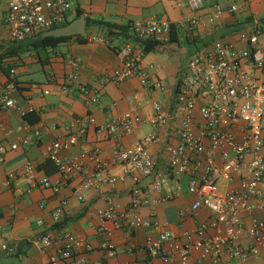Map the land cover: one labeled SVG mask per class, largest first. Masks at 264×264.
<instances>
[{"label":"built area","instance_id":"obj_1","mask_svg":"<svg viewBox=\"0 0 264 264\" xmlns=\"http://www.w3.org/2000/svg\"><path fill=\"white\" fill-rule=\"evenodd\" d=\"M1 1V0H0ZM8 7L5 23L10 38L21 41L48 29L62 26L71 20L75 0H5ZM180 7L188 6L183 18L177 22L152 16L132 21L128 31L115 29L117 33L128 34L132 41L124 40L116 47L120 65L109 75L115 83L137 77L145 87L163 90L161 80H150L142 67L144 45L154 41L158 45L172 40L173 28H182L187 38L194 39L198 29L204 23L215 22L226 13L237 10L236 5L229 9L219 2L206 3V0H177ZM112 33L98 34L89 32L84 35L89 42L111 43ZM71 63L78 67L79 60ZM17 71L10 70L3 91L0 93V116L4 111L21 109L14 96L17 89ZM79 72L73 71L64 76L63 91H69L74 84L89 104L102 94L101 89H92L79 82ZM48 93L49 91H45ZM142 121L138 109H132L123 115L114 117L103 124H97L96 118H85L67 125L65 139H56L48 146V158L65 175L66 179L83 176L82 182L75 188L74 194L83 198L84 192L99 184H115L119 180L131 177L135 182L153 176L152 188L161 190L171 176L180 174L189 176L188 191L195 197L193 203L180 211L181 220L193 216L206 207L210 217L201 221L195 229L185 230L181 236L161 230L158 220H145L139 210L144 205L156 201H166L180 195L181 185L176 181L173 189L160 199H153L136 186L131 195L129 208L119 211L112 197H108V207L100 208L97 214L102 220H112L119 226L130 228L146 225L156 234H149L145 248L151 257H158L167 264H189L193 252L197 253L195 264H232L236 260H256L248 264H264V25L259 23L238 32L236 41L218 38L206 47L191 54L186 68L180 76L176 88L173 107L167 111L159 101L153 103V113L149 123L154 129L175 124L177 143L170 139L165 143L169 154L168 174L158 171V161L149 146L162 141L155 130L142 136L134 145H118L114 154L106 158L98 147L83 148L82 151L65 160L62 152L79 143L88 131V125L96 124L98 131L106 136L120 140L132 133ZM42 136L36 129L23 136L19 142L0 144V153L21 145L36 142ZM92 163L89 166L88 163ZM123 165L121 175H114L110 167ZM91 168V169H90ZM17 172L8 174L15 178ZM22 176L31 185L39 183L43 187L59 192L61 183L53 182L49 177L38 180L36 167L29 161L24 165ZM225 182L227 188L220 189ZM67 199L54 210V219L60 222L64 215ZM43 224V219L38 220ZM7 224H0L4 232ZM104 235L101 243L107 255L114 254L110 233L99 227ZM247 241H244V237ZM41 248L46 251L56 246L57 250L46 264H93L85 252L79 248L86 246L81 237L75 238L66 232L59 237L51 233L43 234L39 239ZM7 254L15 249L7 241L1 243ZM95 264H105L99 261ZM152 264V263H149Z\"/></svg>","mask_w":264,"mask_h":264},{"label":"crops","instance_id":"obj_2","mask_svg":"<svg viewBox=\"0 0 264 264\" xmlns=\"http://www.w3.org/2000/svg\"><path fill=\"white\" fill-rule=\"evenodd\" d=\"M211 2L221 3L225 9L236 5L237 10L226 13L215 22L201 25L194 39L187 38L183 29L177 28L175 39L167 44L157 45L152 51L144 52L142 67L150 80L158 79L163 82V90L154 91L145 87L137 77L120 83L110 80V73L120 65L116 47L126 38L130 41L132 38L125 33L111 32L110 28L102 23L89 26L86 24L85 34L93 31L108 34L110 31V44L87 40L79 42L76 38H70L46 48L28 47L19 56L9 59L16 64L18 85L14 96L21 109L4 111L0 116V144L19 142L23 136L36 129L41 131L42 136L34 143L9 150L5 155L0 153V224L9 225L4 232H0V245L7 241L15 249V252L9 255L0 246V264H46L56 253L57 247L44 251L38 239L45 233L59 237L66 232L85 241L86 246L83 245L79 250L81 253L85 252L93 264L99 261H104L105 264H167L158 257H151L145 248L148 235L156 234L152 227L141 225L130 228L125 224L119 226L112 220H102L97 214L98 209L108 207V197H112L119 211L127 210L136 186L153 199H160L173 189L176 181H179L180 195L170 200L144 205L139 210L145 220H158L162 223L163 231L181 236L185 230L195 229L201 221L210 217V210L202 207L195 215L181 220L180 211L189 207L195 199L188 191L189 176L186 174L171 176L159 191L151 189L153 176L143 178L139 182L126 177L115 184L99 183L87 189L83 198H79L74 194V190L84 177L66 179L58 166L48 158L47 152L52 141L67 137V125L71 122L92 115L97 124H103L129 110L138 109L142 121L132 133L117 140L98 131L96 124H90L86 136L70 149L63 151L62 157L69 160L83 148L98 147L104 157L110 158L118 145L130 147L145 134L157 130L162 141L151 144L149 148L158 161V171L168 174L169 154L165 143L169 139L173 143L178 142L174 132L175 124L154 129L148 120L153 113L155 101H159L167 111L173 107L176 84L183 73V57L188 51L185 41L191 44L203 42V46L197 48L199 50L218 38L236 41L241 29L256 23L264 25V0H206L207 4ZM79 10L86 20L88 18L95 22L104 21L120 25L152 16L177 22L183 18L185 12H189L188 6L180 7L177 0H75L71 12L72 20ZM7 11L6 1L1 0L0 43L3 45L10 41L5 23ZM3 48L4 46H0V51ZM75 58L79 60L78 67L71 63ZM76 70L80 74V83L92 89L102 90L98 100L88 104L85 95L74 84L69 91H63L64 76ZM6 80V73L0 69V93ZM27 112L34 113L30 117L31 121L24 117ZM29 161L36 167L38 180L49 177L51 181L62 184L61 190L55 192L39 183L29 184L22 176L24 165ZM88 164L92 166V163ZM123 169V165L115 164L110 167V172L121 175ZM12 171L18 174L9 179L8 174ZM226 188V183L221 182L220 189L223 191ZM63 199H67L63 208L64 215L60 222H56L54 210L61 206ZM257 215L263 216L264 211H259ZM39 219H43L44 223L39 224ZM99 227L106 228L110 233L111 243L114 245V254L111 256L101 247L104 235L99 233ZM243 240L247 241V237ZM196 257L197 253L193 252L189 264H195ZM255 260L256 258L252 257L249 261L236 260L232 264H248Z\"/></svg>","mask_w":264,"mask_h":264},{"label":"trees","instance_id":"obj_3","mask_svg":"<svg viewBox=\"0 0 264 264\" xmlns=\"http://www.w3.org/2000/svg\"><path fill=\"white\" fill-rule=\"evenodd\" d=\"M81 14H82V11L79 10L76 14V17L80 16ZM71 21H72V19L67 21L63 25H67ZM93 23L106 24L110 28V31L115 32V33H117L116 31H114L115 29H120V30L126 32L129 30V27H130L129 23L127 25H120V24L104 22V21H96L95 22V21L87 18V20H86L87 26H89ZM42 33L43 32H41L37 35L31 36V37H27L26 39L21 40V41L13 40L10 38V41L5 43V45L0 43L1 47L4 46V48L0 51V69L6 73L7 77H9V75H10V70L12 68H15V66H16V64L14 62L9 61V59L16 57V56H19L20 53L28 47H33L35 49L46 48L49 46H54V45L58 44L59 42L70 39V38H76L79 42H85L86 41V38L84 36H81V35L60 36V37H55V36L42 37ZM175 38H176V28L174 27L173 32H172V39H175ZM157 45H158V43L154 42V41L146 42L144 45V52L154 50ZM16 84L18 85L17 76H16ZM32 114H34V113L33 112L25 113V115H24L25 119L28 121H31L30 117ZM38 119L39 118L37 117L36 120H38Z\"/></svg>","mask_w":264,"mask_h":264},{"label":"water","instance_id":"obj_4","mask_svg":"<svg viewBox=\"0 0 264 264\" xmlns=\"http://www.w3.org/2000/svg\"><path fill=\"white\" fill-rule=\"evenodd\" d=\"M86 32V17L84 14H81L79 17H76L67 25L58 26L52 29H48L42 33V37L46 36H73V35H82L84 36Z\"/></svg>","mask_w":264,"mask_h":264},{"label":"rangeland","instance_id":"obj_5","mask_svg":"<svg viewBox=\"0 0 264 264\" xmlns=\"http://www.w3.org/2000/svg\"><path fill=\"white\" fill-rule=\"evenodd\" d=\"M203 44L204 43L201 42V41L197 42V44L196 43H192L191 44V43H188V42L185 41V45L188 48V51H187V54L184 55V57H183V65H182L183 66V70L186 68V66H187V64L189 62V58H190L191 54H193L197 50V48H201L203 46ZM5 264H7V263L5 262Z\"/></svg>","mask_w":264,"mask_h":264}]
</instances>
